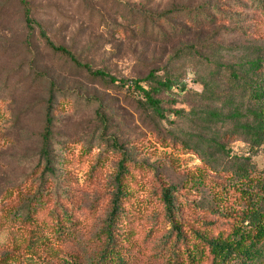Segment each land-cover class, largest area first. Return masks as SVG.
Wrapping results in <instances>:
<instances>
[{
	"label": "rangeland",
	"instance_id": "374dc122",
	"mask_svg": "<svg viewBox=\"0 0 264 264\" xmlns=\"http://www.w3.org/2000/svg\"><path fill=\"white\" fill-rule=\"evenodd\" d=\"M30 1L56 42L71 45L80 60L93 68L126 80L143 78L150 70L160 78L168 73L173 81L172 90L161 92L159 98L166 101V107L186 112L200 108L204 98L207 102L211 98L203 91L200 80L206 73V66L195 56L180 55L181 49L194 46L204 52L211 45L221 43L227 47L237 43L235 46L242 48L236 51L221 49L219 53L238 57L246 53L243 46L247 42L264 39V15L257 13L250 0L247 4L244 0ZM197 6L215 20L205 27L178 32L179 35L165 43L139 34L125 36L117 32L119 27L134 29L132 23L145 11L158 15L171 8L192 10ZM214 6L218 11L213 9V13L210 8ZM219 11L227 17V22L219 20ZM15 16L0 21V213L7 210L9 201H14L24 178L38 175L34 166L47 94L45 82L28 87L33 78L32 68L40 63L32 60L21 23ZM175 21L187 28L185 15L181 14ZM38 59L42 61L46 76L56 79L61 90L72 97L71 102L81 101L74 109L64 105L60 108L53 139L58 163L57 187L68 195L63 201L75 221L72 233L77 239L63 241L40 222L23 226L0 216V256L9 252L16 257L6 264H67L71 263L69 259L81 258L83 253L77 241L92 236L96 230L111 189L118 157L111 151L113 140L123 147L131 160L126 187L133 205L141 207L158 186L185 184L180 196L188 203V212L202 214L194 205L200 199L204 203L208 201L207 188H191L189 179L201 177L206 182H215L218 180L216 173L198 154L179 145L167 144L159 137V133L166 137L169 132L183 137L193 134L190 116L176 120L175 124L165 120L151 121L137 111L133 98L124 90L95 80L85 71L64 70L41 53ZM179 87L185 90L181 92ZM98 112L106 118L105 127ZM172 120L175 117L171 114L169 121ZM230 146L235 152L247 151L246 144L240 140L232 141ZM254 159L261 164L264 154ZM146 207V211H153L150 204ZM126 222L133 232L134 242L140 240L143 228L150 223L147 215L127 216Z\"/></svg>",
	"mask_w": 264,
	"mask_h": 264
},
{
	"label": "trees",
	"instance_id": "16d2710c",
	"mask_svg": "<svg viewBox=\"0 0 264 264\" xmlns=\"http://www.w3.org/2000/svg\"><path fill=\"white\" fill-rule=\"evenodd\" d=\"M243 2L247 4L248 0ZM250 2L258 14L264 15V0ZM210 9L218 11L216 6ZM13 14L21 23L32 60L40 63L32 68L33 78L28 87L45 82L47 94L34 166L38 175L24 178L14 201H9L7 210L0 213L5 216L4 220L23 226L40 222L60 240L77 239L72 233L75 221L63 201L68 195L57 187L58 163L53 152V139L60 108L64 105L74 109L81 101L71 102L72 97L61 90L56 79L46 76L42 61L38 59L41 53L64 70L85 71L95 80L124 90L133 98L137 111L151 121L165 120L175 124L176 120L190 116L193 134L183 137L169 132L166 137L159 133V137L167 144L179 145L198 154L218 177L215 182H206L201 177L189 179V187H203L208 191V201L204 203L200 199L194 205L196 210L202 211L200 215L189 213L188 203L180 196L185 184L158 186L141 207L140 204L133 205L126 187L131 160L123 147L113 140L111 151L118 157L104 211L92 236L77 241L83 253L81 258L69 259L71 263L67 264H264V161L259 164L254 159L264 154L263 38L247 42L243 46L246 53L238 57L219 53L221 49L236 51V48H242L236 47L237 43L227 47L221 43L211 45L204 52L194 46L181 49L180 55L195 56L206 66V73L200 80L203 91L211 98L208 102L204 98L200 108L186 112L166 107V101L159 98L161 92L172 90L173 81L168 73L160 78L150 70L143 78L117 79L109 72L81 61L71 45L56 42L48 25L37 17L39 13L30 0H0V21ZM181 14L186 16L187 28L175 21ZM205 14L200 6L192 10L171 8L158 15L145 11L132 23L134 29L119 27L117 32L125 36L139 34L165 43L179 35L178 32L205 27L215 20ZM217 16L220 21L227 22V17L220 11ZM178 90L183 92L185 89L179 87ZM171 114L175 120L169 121ZM97 115L105 127L106 118L100 112ZM235 140L245 143L247 151H233L230 143ZM192 142L194 145L190 147ZM148 204L153 211H146ZM140 215L149 216L150 223L143 228L140 240L134 242L126 217L138 218ZM13 258L16 259L14 254L4 253L0 256V264Z\"/></svg>",
	"mask_w": 264,
	"mask_h": 264
}]
</instances>
